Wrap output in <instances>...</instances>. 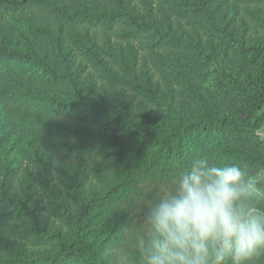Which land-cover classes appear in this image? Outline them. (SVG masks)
<instances>
[{
	"label": "trees",
	"instance_id": "1",
	"mask_svg": "<svg viewBox=\"0 0 264 264\" xmlns=\"http://www.w3.org/2000/svg\"><path fill=\"white\" fill-rule=\"evenodd\" d=\"M217 1L159 0L169 17L163 27L138 11L135 0H0V111L8 120L0 128V142L19 131L62 158L98 162L105 169L123 167L125 179L101 198L111 207L145 203L149 179L172 182L200 154L214 163H235L242 154L244 160L253 159L254 146L264 157V47L245 46L244 36L237 40L242 51L262 66L229 91L242 97L241 113L167 125L154 111L155 92L144 83L136 85L139 94L132 98L120 92L109 102L98 99L103 83L140 79L138 56L127 60L126 44L144 46L158 73L186 83L179 75L196 71L189 57L178 58L175 67L167 58V50L181 42L172 21L220 30ZM221 29L236 40L234 26ZM146 70L150 86L152 75ZM9 171L14 176L19 169ZM260 173L264 168L252 174ZM8 184L0 175V227L14 217L33 215L28 200L11 196ZM99 250L84 237L60 242L53 255L25 264H108Z\"/></svg>",
	"mask_w": 264,
	"mask_h": 264
},
{
	"label": "rangeland",
	"instance_id": "2",
	"mask_svg": "<svg viewBox=\"0 0 264 264\" xmlns=\"http://www.w3.org/2000/svg\"><path fill=\"white\" fill-rule=\"evenodd\" d=\"M158 1L135 0V3L138 11L147 14L154 24L164 27L169 24V17ZM217 6L221 28L234 26L236 40L221 28L210 31L185 21H172L181 42L167 50L171 53L167 52V58L171 59V67H175L178 58L189 57L186 61L194 64L196 71L188 69L179 75L181 79L186 78V83L178 82L173 75L158 73L148 50H142L144 46L126 44L127 60L132 61L134 53L138 56L136 72L140 79L133 83H129V79H123L128 82L103 83L98 99L108 101L120 92L132 98L139 94L136 85L144 83L143 88L155 92L154 111L166 118L167 125L241 113L242 97L229 91L235 84L255 77L262 65L253 55L243 52L237 40L244 36L245 46L264 47V0H218ZM58 28L51 26L53 31ZM147 68L152 75V86L148 85L145 75ZM187 83L188 89L184 85ZM7 122L6 114L0 111V128ZM251 148L253 159L244 160L242 154L243 159L235 163L246 166L251 173H258L264 168V157L256 147ZM257 158H260L259 162H256ZM12 167L19 169L14 176L9 171ZM125 173L123 167L105 169L98 162L62 158L34 138L13 131L0 142V175L2 180L9 181L11 196L28 200L33 215L14 217L0 227V264H25L35 258L53 255L60 242H77L84 237L93 248L100 247V255L112 264L113 249L145 207V203L138 201L111 207L101 199L117 182L125 179ZM171 183L149 179L145 185L146 201L161 195ZM112 238L113 243L101 248L104 241Z\"/></svg>",
	"mask_w": 264,
	"mask_h": 264
},
{
	"label": "clouds",
	"instance_id": "3",
	"mask_svg": "<svg viewBox=\"0 0 264 264\" xmlns=\"http://www.w3.org/2000/svg\"><path fill=\"white\" fill-rule=\"evenodd\" d=\"M112 264H264V173L194 156L111 253Z\"/></svg>",
	"mask_w": 264,
	"mask_h": 264
}]
</instances>
